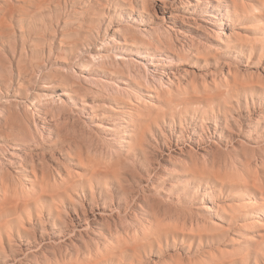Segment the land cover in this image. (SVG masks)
<instances>
[{
  "label": "rangeland",
  "instance_id": "obj_1",
  "mask_svg": "<svg viewBox=\"0 0 264 264\" xmlns=\"http://www.w3.org/2000/svg\"><path fill=\"white\" fill-rule=\"evenodd\" d=\"M9 1L13 2H10V4L14 6V9L23 7L27 10L29 8L26 0ZM110 1L113 0H109V4L103 0L101 2L98 0H67L64 5L53 1L41 4L39 7H30L29 10L33 12L32 16L24 17L21 22L22 27L18 25L17 19V14L20 12H15L12 19L7 20L5 23L3 35L7 36H3V39L0 40V138L3 139L0 142L6 143L5 145L11 142L18 143L20 151H16V156L18 158L24 157L26 163H30L28 165L34 167V171L32 173L27 172L28 174L24 172L26 174L25 178L16 172L14 173L13 171L15 170L8 166L0 168V171L1 169L3 171L0 172V183L5 181L4 184L7 185V190L3 187L0 189V201L2 200V194H5V203H8L11 199H24L27 202L25 207L19 209V211L0 218V223L4 219H11L13 220L12 227L28 229L30 226L31 229V223L34 220L36 222L37 217L47 219V217L52 216L51 218L58 217L64 220L68 215L71 203H84V199L89 198L91 192H95L97 196H99L100 192V197L106 203L112 200L118 202L121 205L120 207H123L124 187H126L125 190H128L132 185L134 190H138L136 192L140 196H144V202L147 199L146 197H148L147 201L149 203L143 202L148 207L146 208V210L148 209L147 213L155 209L152 214L151 212L148 214L150 223L154 227L161 226L159 224L161 222L160 219L164 218L162 221L167 224L161 223L164 232H160L161 239L159 244L154 241L151 248L145 244L144 247H140L141 256L137 258L135 264H173L174 260L172 258H181L179 262L183 264H189L192 260H195L196 264H214L215 262H224V264H264V124H261L256 136L255 134L235 135L232 146L236 147L233 148L230 143L227 145L222 141L219 143V139L214 133L215 126L213 121V117L217 116V124L221 125L222 131L226 116L228 118L229 115L235 117L237 109L245 110V114L248 107L263 110L264 0H236L238 8L236 9L237 16L235 15L236 21L234 23H232L234 15L230 14L232 7H225L227 10L225 15L220 8L216 9L213 2L212 6H208L207 11H212L216 18L208 19V17L204 16L206 12L204 7L197 12L185 14L186 18L180 19L181 21H178L179 24H175V29L167 30L160 25V22L156 24V28L160 29H154L156 30L154 33L156 37L155 43L157 49H159L158 52L164 51L165 53L168 47L167 44L160 43L158 40L168 42V39H173V47L178 51H175L178 55L166 58L168 69L173 71V73L175 72L176 75L173 74L170 77L171 81L163 78V84L154 83L155 87L142 84L141 86L144 89L143 98L137 94V88L125 91L124 97L118 94V91L112 85H110L111 89L114 90H109L110 86H107L106 89L110 92L112 91L113 95L111 93L107 94V96L104 95L103 99L118 97V101L112 104L114 109L110 108L111 110H108L109 112H107L106 116L100 115L99 118L92 119L87 118L92 115V112L83 113V111L76 108V104L70 102V99L62 94L63 88H46L43 85L59 78L65 77L64 79L67 80L69 76L72 77L73 74L77 73L76 75L80 74L81 76L75 75L76 78L70 77L72 80L70 78L68 80L72 83H81L82 85L85 83L84 85L86 86L91 83L87 84L88 81H92L89 76L95 77L96 75V77H101L98 75L97 65L95 66V64L106 61V55L110 57L116 55L118 56L116 58L121 56H125V59L129 58L128 55L120 52V48L116 44L119 35L123 33L120 30H124L123 26L125 24L137 31L140 28L147 27L128 20L126 12L120 4L121 2L115 4ZM0 2L2 3L1 0ZM87 11H89V14H86ZM220 12L224 14L223 17H227L229 20L227 23L228 28H225L223 32L230 36L227 35V38H224L226 41L224 45H220L219 40H217L219 39L217 31L220 30L217 23L220 20L223 21ZM87 15H90L94 20L90 23L92 27L91 35H87L84 32L86 30L85 25L89 24L83 21ZM62 21L65 22L66 27L62 24ZM117 28L118 30L120 29L121 34H119ZM27 30L32 31L31 40L23 35ZM86 38L89 39L86 40ZM30 43L32 44L29 45ZM102 45L104 46L102 47ZM13 46L16 47L15 50L20 55L15 60L12 59L11 54ZM32 50L34 54L31 56ZM208 50L211 51V54L205 57L204 52H208ZM190 54L191 56H189ZM38 56L40 57L38 58ZM98 56L105 58L100 61L102 57ZM131 57L145 64V67H141L143 71L150 67L148 65L150 60L145 62L133 55ZM91 62L93 63L90 65L89 63ZM16 66L24 67L23 73L18 76ZM60 67L63 68L61 69ZM9 71L12 73L11 77ZM53 75L57 76L56 79ZM17 79L20 80V84L16 83ZM75 79H77V82ZM86 79L88 80L86 81ZM8 80H10L9 82L12 81L13 84L9 89V95H6L3 87ZM148 94L149 97L147 96ZM94 95L99 99L103 97L101 93H95ZM24 100H27L26 104ZM217 102H221V106L225 104L226 110L222 108L221 111H217V109L216 111L211 110L212 105ZM104 109L106 108L96 106L93 111L101 112ZM192 111L199 115H201L200 113H205L209 118L211 117L209 121L212 124L208 123L206 125L208 127H206L201 122V117H198V121L196 120L193 125L189 122V119L187 120L184 133L195 136V138L202 135L204 138L202 146L205 145L206 149L208 148L207 144L211 143V141H214L215 145L218 144L217 147L215 146L216 148H208L209 150L207 149L205 152L201 151L200 155L203 154L204 157L198 155L197 161L200 160L199 162L193 161L194 158L192 159L187 153L184 156L182 155L181 162L184 161L182 163L178 160L177 163L176 160L168 161L165 157H161L158 153L159 147L157 145L160 131L154 127L156 125L154 122L151 123V130H147L146 137L141 139L140 144L133 138V127L137 125L135 122L130 123L126 128L118 125L119 130L117 129L114 132L109 131L104 126H94L96 122L108 125L105 122V118H109L112 121L110 123L116 124L121 122V119L126 118V114L136 116L155 114L161 119L162 113H165L171 122L172 118H174L178 125L180 118ZM230 123L231 126L235 127L233 120ZM127 131L129 132L128 134ZM217 131H219V128H217ZM191 160L194 163L190 162ZM185 162L188 164L187 166L181 165ZM202 165L206 167L203 168ZM114 170L119 172L118 178L112 175L108 179L104 178V175H109L110 171ZM153 175H162L163 177L150 184V178ZM162 179L165 182V189L161 187L163 191L158 187L161 185ZM167 183L176 184L169 186ZM234 183H238V186H235L236 184ZM252 184L259 185L263 190L253 189ZM203 190L213 191L209 200L200 195ZM249 195L254 197L249 198L251 203L245 205L247 197H251ZM184 196L186 197L184 198ZM53 199L56 200L53 201ZM163 202H167L166 205L168 207L164 206L167 208L166 210L161 207ZM202 204L207 207H212L213 205V208L211 210L208 209L209 212L202 211L199 209ZM214 204H220V206H215ZM156 205L157 208H155ZM159 207L163 209H158ZM158 210H164L163 215L160 214L161 218L154 216V214L159 215L158 212L160 213L161 211ZM129 212H120L121 218L124 216L126 225L128 223L132 225L131 222L135 220L134 218L139 219L140 216H143L136 213L137 218ZM167 212L169 216H167ZM188 212L189 214L191 212V214H187ZM106 213L109 214L108 211ZM175 213L179 214L177 215L178 219L174 217L176 216ZM173 214L174 216H172ZM128 215L132 217H128ZM187 215L188 217L186 218H191V220L184 218ZM229 215H234L235 218L230 220L228 219ZM171 217H174L173 220ZM195 218L199 220L197 221ZM202 219L213 227L211 231L217 236L215 241L209 242L205 237L198 238L199 233L197 231L204 222ZM169 222L170 224H168ZM173 223H176L178 226L175 227L179 229H175L172 225ZM129 224L127 227L131 228ZM120 225L119 223L117 228L119 231L114 234L115 236L117 235V238L118 236L124 238L123 236H126V234H132L131 229L133 227L126 229L129 232L126 230L124 232V230H121ZM245 225L248 226L246 227ZM182 229L184 230L182 231ZM13 230L14 228L5 227L1 231L0 244H5L4 246L7 247V250H9V246L15 250L17 246L15 247L14 243H19L18 240H12L9 243L10 245H8L6 236L12 233ZM148 230L150 232L149 228L144 229V231ZM139 232L142 233L141 231ZM150 237L153 240L156 239L155 234ZM165 237H167V240ZM69 238H58L56 241L54 240L55 242L53 240L49 241V239L45 240L43 245L46 248L44 249V256L47 255L46 257L49 256L51 257L50 259H53L55 251L56 254L57 252L59 254L58 249L63 246V249L65 248L68 251L66 243L68 242L69 244L70 240L73 241L70 243L71 245L72 243L80 244L78 238ZM64 241L65 243H63ZM144 241L142 239V242ZM54 244L59 245L58 247L56 246L58 249H56ZM52 247L55 251L52 250ZM65 249L63 251L66 254L67 251ZM36 251L38 250L34 248L32 252L35 253ZM22 252V254L25 253L24 250ZM64 253L63 255H65ZM22 254L15 255H19L18 257L22 259ZM213 255L214 257H212ZM9 257L6 261L8 264H12L13 262L8 260L10 259ZM114 257L119 258L120 256L115 255ZM194 262L190 264H194Z\"/></svg>",
  "mask_w": 264,
  "mask_h": 264
},
{
  "label": "bare ground",
  "instance_id": "obj_2",
  "mask_svg": "<svg viewBox=\"0 0 264 264\" xmlns=\"http://www.w3.org/2000/svg\"><path fill=\"white\" fill-rule=\"evenodd\" d=\"M1 1H2V3L0 2L1 3V5H0V40L3 39V36H5L3 34H4V29H5V23H6V21L7 20H11L15 12H20V13L17 14V19H18V25L20 27H22L23 25H21V22L24 20V17H30V16H32V13L33 12L29 10L30 7H39V6H41V4L51 3L53 1L54 2H57V3H61V4L64 5L67 0H26V2H28V6H29V8L27 10L25 8H23V7H21V9H16V8L14 9V6L12 4H10L11 1H9V0H1ZM98 1L101 2V0H98ZM103 1H105L106 3L109 2V0H103ZM110 2H113L115 4H119L121 2L120 4L122 5L123 10L126 12V17H127L128 20H130V21H132V22H134V23H136L138 25L146 26L147 27V28H142V29L139 27L140 29H138V31H137V30L132 29L128 24H125L123 26V29H124L123 31H122V29L121 30L119 29L121 32H123L122 34L120 33V31L117 28V30L119 31V34H121V35H119L116 44L119 46L120 52H123L125 55H128L129 58L125 59V56H121V55H120L121 57L116 58L118 56L114 55L113 57H110V56H108V55L105 54L107 56L106 61H104V62H98V63L96 62L97 64H95V62H94L95 66L97 65L96 67H97L98 75H100L101 77H96V75H95V77L94 76H89L92 81H88V83L87 82L86 83L89 84V82H91L90 83L91 85L89 84V85H86L85 86L84 85L85 83L83 85L81 83H72L71 81L68 80L71 76H69V78L67 80L64 79L65 77L64 78H59V79H57L55 81L49 82V84H44L43 85L46 88H63L64 91L62 92V94L66 95L70 99V102H73V104H76V108H78L80 111H83V113L92 112V115L91 116L90 115H89V117L86 116L87 118H92V119L99 118L100 115H103V116L105 115L106 116L108 114L107 112H109L108 110L110 108L111 109H114L112 107V104L118 101V97H113V99H103L104 98V95L107 96V94H110L112 92V91L110 92V91H108L106 89L107 86L112 85L113 87H115L114 89H116L118 91V94H120L121 96L123 94H125V91L127 92V90L129 91L132 88H137L138 89L137 94L141 98H143V96H144L143 95L144 94L143 93L144 89L141 86L142 84H148V85H151V86H154L155 87V85H153L154 83H157L158 82L160 84H163V78H166L167 80H170L171 79L170 77L173 74H175V72L173 73V71H171L170 69H168V67H167L168 64L166 63L167 62L166 58H171L172 56L178 55V54L175 53V51L177 49L175 50V48L173 47V41H172L173 39L172 40L171 39H168V42L165 41V40H163V41L162 40H160V41L158 40V42H160V43L163 42V44H167V46H168L166 48L167 51H165V53H164V51L158 52L159 49H157V46H156V43H155L156 37H155L154 31L160 30V29L156 28V26H155L156 24H159V22H160V25L163 26L165 29H167V30L168 29H172V28L175 27V24H177L180 19L183 20L184 18H186V15L185 14L192 13V12H197L199 9H202L204 7L206 8V12L204 13V16L208 17V19L216 18L215 14H213L212 11L211 12H208L207 11L208 6L209 5L212 6L211 4L213 2L215 3L214 5L216 6V9L217 8L218 9L220 8L221 11H224V14L225 15L227 13V10H226L225 7L226 6H231L232 7V11H230V14L234 15V19L232 20V23H234L236 21L235 15L237 16L236 9L238 8V5H237L236 0H113V1H110ZM11 3H13V2H11ZM16 3H14V4H16ZM78 8H82V7H78ZM98 9H99V7H98ZM86 14H89V11H87ZM224 14L220 12V15H221L223 21L219 19L220 21L217 23L218 24V27L220 29V30L217 31L218 38H219L217 40H219L220 45H224V43L226 42L224 40V38H227V35H228V34L226 35V33L223 32V30L225 28H228V24L227 23L229 21L227 19V17H223ZM123 19H125V18L123 17ZM83 21H84V23H89L88 25H85V29L86 30L84 32L87 35H91L92 34V32H91L92 27L90 26V23H92L94 21L93 18L90 17V15H87L84 18ZM62 24L64 26L66 25L64 21H62ZM133 26H136V25H133ZM155 28H156V30H154ZM80 29H81V26H80ZM179 31H178V33H179ZM31 32L32 31L27 30V31H25V34H23V35L27 36L31 40V38H32ZM99 35H101V34H99ZM109 35H110V33H109ZM228 36H230V35H228ZM107 38H108V34H107ZM176 38H177V36H176ZM77 39H78V37H77ZM87 39H89V38H86V40ZM105 39H106V37H105ZM114 40H115V38H114ZM102 41L104 42V40H102ZM175 41H176V39H175ZM83 43H86V42H83ZM31 44L32 43H30L29 45H31ZM43 44H45V43H43ZM103 46L104 45H102V47ZM18 47H19V45H18ZM89 47H91V46H89ZM15 48L16 47H14V46H13V49L11 48L12 49V53L11 54H12V59L13 60L18 59L20 57L19 53H17V51L15 50ZM27 48H29V47H27ZM178 48H179V46H178ZM22 49H24V48H22ZM20 50H21V48H20ZM22 51H24V50H22ZM176 52H178V51H176ZM33 54H34V51L32 50L31 51V56ZM181 54H182V52H181ZM204 54H205V57H206V56H208V55L211 54V51L208 50V52H204ZM100 55H102V54H100ZM131 55H133V56H135V57H137L139 59H142L145 62L147 60H150V61H148V65L150 67L144 69V71H143V69H141V67L142 68L145 67V64L142 63V62H140L139 60H136V59L132 58ZM184 55H185V53H184ZM198 55H199V53H198ZM214 55H215V53H214ZM102 56H104V55H102ZM189 56H191V54ZM39 57L40 56H38V58ZM98 57H100V56H98ZM104 58L105 57H102V59L100 61H103ZM115 58H116V60H115ZM214 59H215V57H214ZM15 62H17V61H15ZM82 62H84V61H82ZM214 62H215V60H214ZM92 63L93 62H91L89 64L91 65ZM90 65H88V66H90ZM34 66H35V64H34ZM17 67L18 66H16L17 76H18L21 73H23L24 67H18V68ZM10 69H12V68H10ZM86 70H88V69H86ZM9 72H8V74H9ZM64 73H66V72H64ZM76 74L77 73L73 74V76L71 78H73V77L76 78V76H79L80 75L79 73H78L79 75H76ZM11 75H12V73L10 72V77H11ZM71 75H72V72H71ZM28 76L30 77V75H28ZM10 77H8V78H10ZM54 77L56 79L57 76H54ZM67 77H68V75H67ZM86 77H88V76H86ZM14 79H15V76H14ZM174 79H176V78L174 77ZM10 80H8V82ZM87 80L88 79H86V81ZM75 81L77 82V79H75ZM84 81H85V77H84ZM8 82L3 87L6 95H9V89H10V87H12V84H13L12 81L9 82V83ZM78 82H80V81L78 80ZM16 83L20 84V80L17 79ZM119 84H122V85H125V86H120ZM110 89H111V86H110L109 90ZM114 89H111V90H114ZM113 92H115V91H113ZM95 93H101V95L103 97L101 99H99V98H97L94 95ZM111 95H113V94L111 93ZM147 96L149 97V94ZM147 96H146V98H147ZM27 98H29V97H27ZM142 100L144 101V99H142ZM26 101L24 100V103L25 104H26ZM17 102H18V100H17ZM246 103H248V102H246ZM252 104H253V101H252ZM221 105H222L221 102H217L215 105H212V109L211 110L216 111V109H217V111H221V108L226 110V108H225L226 105L225 104L223 106H221ZM96 106H98V107H101L102 106V108L105 107L106 109L102 110L101 112H94L93 111V108L96 107ZM89 114H91V113H89ZM120 114H122V113H120ZM200 114L201 115H199L195 111H192L188 115H185V116L181 117L180 120H179L178 125H177V122L175 121L174 118H172V122H171L169 120V118L166 116V114L165 113H162L161 114V119H159V117L157 115H155V114H149V115L147 114V115H143V116H136V115H132V114H126V118H124V119L119 118L122 121L121 122H118L116 124L110 123L111 120L109 118H105L106 119L105 122H107L108 125H105L103 123H97L96 122V124L94 123L95 124L94 126H98V127L104 126L109 131L114 132V131H116L118 129V125L121 126V127L126 128V127H128V125L130 123L135 122L137 125H136V127L135 126L133 127L134 128L133 129L134 130L133 138H134V140L138 144H140L141 139L146 137L147 130L148 131L151 130V128H152L151 127L152 126L151 123L154 122L156 124L154 127H156V129H158L160 131L159 139H158V141L157 140L156 141H157V145L159 147L158 153H159V155L161 157H165V159H168V161L169 160H172V161L173 160H176V163H177V160L179 162H181L182 155L184 156V154L187 153L189 156L192 157V159L193 158L196 159V160L193 159V161H197V159H198L197 156L200 155L201 151H204L205 152V151H207L208 148L211 149V148H213L215 146L217 147V145H218V144L215 145L214 144V141H211V143H208L207 144L208 145V148L206 149V147H204L205 145L202 146V144L204 143V138L202 137V135H199V136H197L198 138H195V136H190L189 134L186 135L184 133V130H185V127H186V124H187V120H189V119H190L189 122L191 124H193V125H194V123H195V121L197 120L198 117H201V122L205 126L208 123H211V121H209V119L211 117L209 118L205 113H200ZM231 120L234 121L235 127L231 126V123H230ZM213 121H214V126H215L214 133H215V135H217L216 137H218L219 143H221V141H222L226 145L228 143H230V146H232L233 145V139H234L235 135L236 136H243V135L245 136L247 134H255V136H256L258 130L261 128V124L262 123L264 124V107H263V110L262 111L261 110H256L255 107H248V109H246V114H245V110L242 111V109H237V112H236V116L235 117L233 115H229V118H228V116H226V118H225V124L223 125L224 127H222V131H221V125L219 126L217 124V116H214L213 117ZM206 127H208V126H206ZM217 128H219V131H217ZM221 132H222L223 135L221 134ZM128 133L129 132L127 131V134ZM221 135H222V137H221ZM18 136H19V133H18ZM20 136H22V135H20ZM5 138H7V137H5ZM11 138H12V136H11ZM248 138H250V137H248ZM0 141H3V139L0 138ZM143 142H144V139H143ZM5 144H3L2 142H0V168H6V166H8L9 168H12L13 170H15V171H13L14 173L16 172L17 174H20L21 177H25L26 178V176H25L26 174L24 172H26V173L27 172L32 173L34 171V167L33 166H29L28 164H30V163L27 164L26 163V159L24 157L18 158L16 156V153H17L16 151L20 149V146H19L18 143L11 142L8 145H5ZM235 147H233V148H235ZM242 148H243V146H242ZM210 151H208V152H210ZM23 154H25V153H23ZM200 156H203V154L200 155ZM207 160H209V159H207ZM213 160H216V159H213ZM193 161L191 160L190 162H193ZM199 161H197V162H199ZM179 162H178V164H179ZM182 162H184V161H182ZM186 162L184 164H181V163L180 164L187 166L188 164H186ZM197 162H195V163H197ZM205 163L208 164L207 162H205ZM215 163H216V161H215ZM218 164H220V163H218ZM202 167H203V165H202ZM204 167H206V166H204ZM219 167H221V166L219 165ZM7 169H6V171H7ZM150 169H151V167H150ZM195 169H198V168H195ZM1 171H2V169H1ZM195 171H197V170H195ZM165 172H167V171H165ZM110 175L118 178L119 177V172H117L115 170L114 171H110L109 175H104V178L105 179H108V177ZM160 177H163V176L162 175H160V176L153 175V177L150 178V182L149 183L151 184V183L156 182V180H160L161 179ZM124 182H126V181H124ZM1 183H0V189L3 187L5 190H7V187H6L7 185L4 184L5 181H4V183H2V184ZM160 183H161V185H159L158 187L164 188L165 187V184H164L165 182H163V179H162V182H160ZM167 184L169 186H174L176 183H174V184L167 183ZM234 184H236L235 186H238V183H234ZM252 185H253V189H255V190L256 189L257 190H260V191L263 190L261 187H259V185H256V184H252ZM121 187L123 189V186L122 185H121ZM124 188L126 189V187H124ZM133 188L134 187L131 185V187L128 190H125V189L123 190L124 191V206L123 207H120L121 205L118 202H115V201H112V200H110L108 203H106L103 200V198L100 197V194H101L100 192H99V196H97L95 194V192H91L90 193V197L84 199V203H80V204L79 203L78 204L77 203H71V205L69 207L68 215L66 214L67 216H66V218L64 220L63 219L61 220V218H58V217L51 218L52 216L51 217H47V219H44V217H40V218L37 217L38 220L36 219V222H35V220L32 221V223H31L32 224L31 225L32 228L31 229H30V226L28 227V229H20L19 227H12L13 220H11V219H4L3 222L0 223V236H1V231L5 227L14 228V230L12 231V233H10L8 236H6V239L8 240V245H10L9 243L12 242V240H18L19 243H14L15 244L14 246L15 247L17 246V248L15 250H13L14 248L11 249V247L9 246L8 249L10 251L7 250V247L4 246L5 244H3V243H2V245L0 244V264H8L7 261H6L7 258H8V256H10L9 257L10 259H8V260H11L13 262V263L11 262L12 264H15V263H17V264H47V263L48 264H135L137 262V258H139L141 256L140 247H144L146 245L147 247L151 248L152 245H153V243H154V241H156V243L159 244L160 239H161L160 232L161 231L164 232V228L162 227L163 226L162 224L165 221H162V219L164 220V218L160 219L161 222L160 223L158 222V223L161 226L158 225V226H155V227L150 223L151 221H150V217H149L148 214H150L149 212H151V214H152L153 210H155V209H153L152 211H149L147 213L148 209L146 210V208H148V207H146V205L144 203L145 202H148L149 203V201H147L148 200V197H146L147 199L144 202L143 201V197L144 196L143 195L140 196L136 192L138 190H134ZM162 191H163V189H162ZM212 192L213 191H210V190H203L200 195L202 197L206 198V200H209V198H211V196H212L211 195ZM249 196H251V197H247L248 199L244 203L245 205L250 204L251 203V200L249 198H253L254 197L253 195H249ZM1 197H2V200L0 201V218L5 217L6 215H11L15 211H19V209H22L27 204L26 200H24V199H14V200L11 199L10 201H8V203H5V201H6L5 194H2ZM150 197H153V196H150ZM185 197L186 196H184V198ZM154 199H153V201H154ZM55 200L56 199H53V201H55ZM150 202H151V200H150ZM148 203H146V204H148ZM166 203L163 202V204H165V205H163L161 203V205H162L161 207L165 208L164 210H166L167 209L166 207H168V205H166ZM153 205H154V202H153ZM214 205L215 206H220V204L219 205L218 204H214ZM164 206H166V207H164ZM152 208H154V207H152ZM155 208H157V205H156ZM163 208H160L159 207L158 209H163ZM211 208H213V205H212V207H210V206L207 207L204 204H202L199 207V209L202 210V211H208V209L211 210ZM214 208H216V207H214ZM164 210H162V211L161 210H158V211H161V212L160 213L158 212L159 215H155L154 214V216H157V217L159 216V218H161L162 216H160V214L163 215ZM180 210H181V212H183L182 209H180ZM107 211L109 212V214L106 213ZM120 212H124V213L129 212L132 215H134V217H137V214L138 213L141 214V215H143V216L138 215V216H140L139 219L134 218L135 220L133 222H131L132 225H130L128 223L131 228L133 227L131 229V228H128L129 226L127 227L128 224L126 225V223L124 221V216H123V218H121L122 215L120 216ZM165 214H166V212H165ZM165 214H164V216H165ZM187 214H189V212ZM190 214H191V212H190ZM231 214H233V213H231ZM177 215H179V214H176V216H174V214H173L172 216L177 217ZM167 216H169L168 215V212H167ZM167 216H166V218H167ZM128 217H132V216H129L128 215ZM141 217H143V218H141ZM186 217H188V215L187 216H184V218L191 220V218H186ZM189 217H191V216H189ZM173 218H172V220H173ZM234 218H235L234 215H231V216L229 215V218L228 219L233 220ZM177 219H178V217H177ZM183 219H181V220H183ZM200 219H201V217H200ZM196 220L198 221L199 219H196ZM166 221H167V219H166ZM176 221H178V220H176ZM203 221L205 223L203 222V224L199 227L200 229H198V231H197L199 233L198 234V238L205 237L206 240H208L209 242L215 241V239H216L217 236H216L215 233H213L211 231V229L213 227L211 225L209 226V224L207 223L206 220H203ZM118 222L121 224L120 225L121 230H124V232H126V231H128V230H126L127 228L128 229H131L132 230V234L131 233H130L131 235L126 234V236H123L124 238H121L119 236L117 238V235L115 236L114 234H116L119 231L117 229L118 226H119V223ZM182 222H184V221H182ZM158 223H156V224H158ZM168 224H170V222ZM35 225H36V228H35ZM165 225H167V224H165ZM172 225L174 227L175 226L176 227L178 226V225H176V223H173ZM215 226H217V225H215ZM245 226L247 227L248 225H245ZM168 227H169V225H168ZM176 227H175V229H179V228H176ZM22 228H24V227H22ZM147 228L150 229V232H149V230L148 231H144V229H147ZM184 229H186V228H184ZM184 229H182V231ZM121 230H120V232H121ZM139 231H141L142 233H140ZM155 231H157V233H155ZM203 231H204V233H203ZM153 234L156 235V239L155 240H153L150 237ZM123 235H125V234H123ZM69 237H71V238H74V237L75 238H78L80 240V244L79 243H76V244H73L72 243V245H71L70 243L73 242L71 240L69 241V244L67 242L66 245H67L68 251H67V249L64 248L67 251V252L65 251L66 254L63 251L64 250L63 249L64 246L61 247L62 249L60 248L61 249V251H60V249L57 248L59 245L57 246V245L54 244L55 247L57 246L56 249L59 250V254L57 252V254H58L57 255L56 254V251L52 247V250L55 251V253L53 252L54 254L52 253L54 255V258H53L54 261H53V259H50L51 257H49V256L46 257L47 255L44 256V249H46V248H44L43 245L45 244L44 243L45 240L49 239V241H52L53 240V242H55L58 238L68 239ZM165 238L167 240V237H165ZM142 239H144L145 241L142 242ZM63 243H65V241ZM46 245H47V242H46ZM66 245H65V247H66ZM34 248H36L38 250L35 253L32 252ZM22 250H24V252H25L24 254H22L23 253ZM62 251H63V253L65 255H63ZM61 253H62V255H61ZM15 254H19V255L22 254L23 255V258L21 259V258L18 257L19 255L17 256ZM39 254H41L42 256L39 255ZM115 255H119L120 257L119 258H116V257H114ZM212 257H214V255ZM212 257H211V259L214 260V258H212ZM172 259L175 262V263L173 262V264H181L182 263V262L181 263L179 262V261H181V258H179L180 260L178 258H176L177 260L174 259V258H172ZM227 260H229V259H227ZM194 261L195 260H192V261H190V263L191 262H194ZM200 263H202V262H200ZM194 264H196V263L194 262ZM214 264H224V262H221V263H216L215 262Z\"/></svg>",
  "mask_w": 264,
  "mask_h": 264
}]
</instances>
